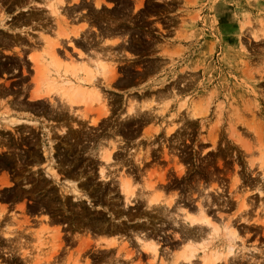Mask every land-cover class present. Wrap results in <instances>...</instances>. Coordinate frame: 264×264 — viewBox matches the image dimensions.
I'll use <instances>...</instances> for the list:
<instances>
[{
  "label": "rangeland",
  "instance_id": "rangeland-1",
  "mask_svg": "<svg viewBox=\"0 0 264 264\" xmlns=\"http://www.w3.org/2000/svg\"><path fill=\"white\" fill-rule=\"evenodd\" d=\"M47 40L107 64L101 102L26 103ZM229 244L217 264H264V0H0V264H205Z\"/></svg>",
  "mask_w": 264,
  "mask_h": 264
},
{
  "label": "bare ground",
  "instance_id": "bare-ground-1",
  "mask_svg": "<svg viewBox=\"0 0 264 264\" xmlns=\"http://www.w3.org/2000/svg\"><path fill=\"white\" fill-rule=\"evenodd\" d=\"M59 1H62V0H58V2ZM52 12H54V10H52ZM56 14H58V13H56ZM67 40L69 42H71V38L70 39L68 38ZM46 44H47L48 48L44 49L42 51L43 53L41 55L34 57L32 59V65L34 66V71H35L34 76H36V77H33V79L35 81V83H34L35 84V91L29 93V101L31 103H29L27 101H26V103L27 104H35V105L39 106L40 109H42L44 112H49L52 114V116L55 115L56 117L60 118V116H62V113H60L61 111H59L62 109L61 107H58L59 108V110H57L58 112L55 109H54V111H56V112L55 113L52 112L53 111L52 107L54 104V97L55 96L56 97L58 96L59 98L58 97L57 98L62 101L60 104H63L64 102L68 103L69 105H73L75 103H80V102L81 103H87L89 101L91 102L92 96H93L92 99L100 101V98H101L100 90L98 88L96 90H94L93 88L87 86L86 84H87V82L89 83V82L93 81V78L95 76L94 71H104V69H105V71H107L108 70L106 68L107 64L101 60L94 61V62H87V61L80 62V61H74L71 59L63 61L57 57L56 52L52 46L53 42L51 40H47ZM43 100L48 101L50 103V105H52V107L50 105H49V107H47ZM23 101H24L23 99H21V100L20 99L19 100L18 99L17 100L12 99L11 100V102H13V103L15 102L17 107L20 109L24 107ZM55 108H57V107H55ZM6 111H4V112H6ZM106 111H105V114H106ZM17 125H21V124L17 123ZM60 130L62 131V129H60ZM114 148H115V145H113V149ZM67 152L68 153L72 152L71 147L64 153V155H63L64 157L70 155V154H67ZM110 154H111V152L108 151L104 156H101L100 158H103L104 160H108V159H110ZM78 161H75V163L73 162L72 165L75 166L76 163H78ZM50 169H51V171H49V170L45 171L46 172L45 176L49 177L53 181L59 180L58 173L55 171V169H53V168H50ZM62 171H63L62 175H64L63 177H65V178L70 179V178H74V176H76V174L72 171V168L66 169L65 171L62 170ZM98 173H99V177L101 179H104V181L105 180L107 181L108 176L103 171V168H101V169L99 168ZM126 177L127 176H125V175L119 176L118 187H119V192H121L123 197L125 198V203H128V202H130L129 197H130V192H131L132 187L130 184L131 179H128ZM7 182L8 181H5V182H3V184L6 185ZM56 182L58 183V181H56ZM81 184L83 186H85L86 183L84 184L83 182H81ZM63 187L66 188L67 186L64 185ZM71 188H73V191H76V189H77V187L73 184L71 185ZM38 207H39V205H38ZM41 207H43V206H41ZM188 218H191V217L188 215ZM191 220H194V221L198 220L201 223L207 222V220L204 218V216H200L198 218H193ZM214 230H217V228H214ZM140 232H142V231H140ZM228 234L231 235L228 238L232 239L233 238L232 232L228 231ZM145 235H146V233H145ZM142 236L143 235H141V237ZM143 237H145V236H143ZM209 241L210 240H208V238L203 239L201 241V244L203 246L204 245L206 246V245H208ZM40 242H41V240H40ZM192 246L190 244L186 245V249L182 254L187 259H189L193 254V249L191 248ZM143 248L145 250H150L153 253H156V251H157L156 245L152 244V243L151 244H145L143 246ZM204 248H206V247H204ZM232 249H233V246L231 244H229L228 249H227L228 251L225 253L219 252L217 250H212L209 253L204 251L205 255L202 257L203 261L205 262V264H217V262L222 257L229 254Z\"/></svg>",
  "mask_w": 264,
  "mask_h": 264
}]
</instances>
